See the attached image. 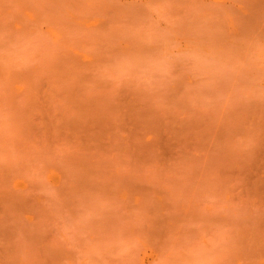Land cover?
Wrapping results in <instances>:
<instances>
[{
    "label": "rangeland",
    "instance_id": "obj_1",
    "mask_svg": "<svg viewBox=\"0 0 264 264\" xmlns=\"http://www.w3.org/2000/svg\"><path fill=\"white\" fill-rule=\"evenodd\" d=\"M0 264H264V0H0Z\"/></svg>",
    "mask_w": 264,
    "mask_h": 264
}]
</instances>
